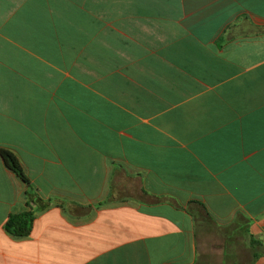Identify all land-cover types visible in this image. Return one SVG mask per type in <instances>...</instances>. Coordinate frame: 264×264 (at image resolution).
<instances>
[{
  "label": "crops",
  "instance_id": "0c3cea01",
  "mask_svg": "<svg viewBox=\"0 0 264 264\" xmlns=\"http://www.w3.org/2000/svg\"><path fill=\"white\" fill-rule=\"evenodd\" d=\"M0 148V264H264V0H0Z\"/></svg>",
  "mask_w": 264,
  "mask_h": 264
},
{
  "label": "trees",
  "instance_id": "16d2710c",
  "mask_svg": "<svg viewBox=\"0 0 264 264\" xmlns=\"http://www.w3.org/2000/svg\"><path fill=\"white\" fill-rule=\"evenodd\" d=\"M0 155L9 169H11L23 182L29 183L28 177L26 176L20 161L13 152L0 148ZM31 199H34L33 196ZM34 219L33 211L12 214L9 216L5 228L15 237H27L31 233Z\"/></svg>",
  "mask_w": 264,
  "mask_h": 264
}]
</instances>
